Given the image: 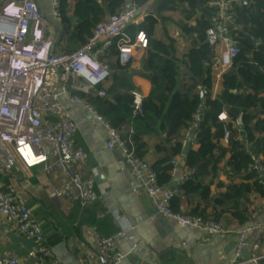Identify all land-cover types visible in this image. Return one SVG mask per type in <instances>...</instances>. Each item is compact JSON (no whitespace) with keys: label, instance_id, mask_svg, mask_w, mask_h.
I'll return each mask as SVG.
<instances>
[{"label":"built area","instance_id":"1","mask_svg":"<svg viewBox=\"0 0 264 264\" xmlns=\"http://www.w3.org/2000/svg\"><path fill=\"white\" fill-rule=\"evenodd\" d=\"M155 1L148 0L140 5L128 0L116 13L108 15L94 26L83 46L67 52L55 43L53 30L58 25L45 22L36 0H0V216L7 222L8 233L20 234L31 244L25 258L6 252L0 256V264H58L46 247L40 222L23 198L28 185L25 180L18 181L19 170L40 168L46 177L57 175L61 182L53 190L56 198H78L86 206L101 200L94 188L93 176L85 169L87 154L73 144L75 125L60 115L59 93L46 83L48 70L58 72L63 93L73 89L106 96L105 91L98 86L105 85L110 70L100 61V55L115 43L117 36H121L117 41L120 64H126L137 52L147 49L149 42L143 29L137 30L133 38L124 30L129 25L141 26L155 12ZM51 4L56 23L60 24L59 0H51ZM248 5L249 0H207L205 4L212 11L209 17L211 25L205 30V42L212 50L209 66L213 76L222 79L239 51L236 36L243 27L238 22L237 10ZM181 7H187V4L183 3ZM171 35L179 38L181 31L173 30ZM98 42H101V46L96 50ZM197 90L201 94L207 92L201 85H197ZM209 92L213 97L212 92ZM132 95L134 112L139 113L143 97L138 91H133ZM71 99L92 109L85 99L76 95H71ZM202 110L201 105L193 115V120L199 118ZM97 117L107 130V148L120 153L130 176L150 199L155 214L181 228H193L205 235L224 236L227 233L214 220L184 215L169 208L173 197L180 193V184L192 176L183 155L175 156L170 162L171 184L161 186L150 163L135 155L117 129L101 116ZM228 119L224 111L218 116L219 121ZM239 124V121L235 122L236 126ZM228 136L224 128L222 140L226 143ZM181 143L183 150L197 146L192 125L184 131ZM246 146L248 148V144ZM247 152L251 160L248 171H264L263 157L250 149ZM5 173L12 174L8 185L4 184L1 176ZM135 191L139 192V188ZM103 215L98 214L99 217ZM254 232L264 233V220H259L252 212L248 224L237 233L238 255L243 251L248 235ZM125 235L124 231L113 236L95 233L100 264H120L123 255L117 250V239ZM263 244L264 237L251 244L250 261L253 264H263ZM133 249H136V245ZM41 260L44 262L37 263Z\"/></svg>","mask_w":264,"mask_h":264},{"label":"trees","instance_id":"2","mask_svg":"<svg viewBox=\"0 0 264 264\" xmlns=\"http://www.w3.org/2000/svg\"><path fill=\"white\" fill-rule=\"evenodd\" d=\"M74 1L75 5L70 12L69 0H59L60 31L65 45L62 46L61 42L58 45L67 52L83 46L92 34L90 28L108 15L116 13L128 0ZM133 1L141 5L148 0ZM206 2L207 0H156L155 12L141 26L129 25L124 30L133 38L137 30L143 29L148 37L149 45L144 50L151 71L149 79L152 89L148 95L144 96L139 90H134L125 78L132 60L126 64H120L118 60L117 41L121 36H117L115 43L107 50L108 54L100 57V61L110 70V84L107 87L98 86L105 91L106 96L73 89L70 91L72 95L85 99L99 116L117 129L138 157L144 158L146 153V143L142 140L144 136L162 137L157 147L165 155L150 164L159 185L171 184L170 162L175 156L183 155L192 176L180 184V193L173 197L169 206L172 211L211 219L219 224L222 214L228 212L239 223L246 224L252 212H247L243 207L241 198L251 190L264 196V171H248L251 160L247 152L250 149L260 154L264 164V0H249L247 7L237 10L238 22L243 27L236 36L239 51L230 69L222 75V90L214 97L209 92L213 82L209 66L212 50L205 42V30L211 25L209 17L212 11L205 6ZM183 3L187 7L182 8ZM176 8L183 15L178 26L189 38V47L182 59L177 57L174 38L164 42L152 36L154 25L158 21L169 20L168 16L162 14L163 11ZM110 56L115 57L113 63L109 61ZM160 59L164 61L162 74L157 72ZM197 85L203 86L207 92L201 94ZM133 91L140 92L143 97L139 113L133 109ZM201 105V115L193 120V115ZM223 111L229 118L225 122L218 120ZM238 121L240 124L236 126L235 122ZM190 125L195 129L197 146L183 150L182 135ZM126 127L130 128L128 132H124ZM224 128L229 133L226 146L219 142L224 135ZM226 154H229L224 162L227 172L234 177H241L242 183L239 185L232 181L224 191L211 195V179L208 180V177L218 170ZM1 176L4 184L8 185L12 174L5 173ZM194 195L205 202H211L213 211L207 213L203 209L193 208L181 212L175 208L179 198ZM94 205L81 204L92 216L96 214L92 210ZM43 262L41 260L37 263ZM261 262L264 264V258Z\"/></svg>","mask_w":264,"mask_h":264},{"label":"crops","instance_id":"3","mask_svg":"<svg viewBox=\"0 0 264 264\" xmlns=\"http://www.w3.org/2000/svg\"><path fill=\"white\" fill-rule=\"evenodd\" d=\"M36 3L45 22L58 25L57 29L53 30L55 40L57 42L60 36L61 43H59L64 46L61 31L59 33L62 27L56 23L51 0H36ZM69 4L72 12L75 1L69 0ZM162 14L168 16L169 20L158 21L154 25L152 36L167 42L169 38H173L171 35L173 30H180L181 36L174 39L177 57L182 59L183 53L189 47V38L178 26L183 17L182 11L176 8L163 11ZM94 26L90 28L91 32ZM100 43L96 44V50L100 48ZM58 44L57 47H61ZM107 50L103 51L100 57L108 54ZM145 54L144 50L137 52L125 73V78L132 88L139 90L144 96L152 89L149 79L151 71ZM108 58L112 63L115 61L113 56ZM163 69L164 61L160 59L158 74H162ZM57 75L56 70H48L46 83L59 93L60 115L71 120L75 125L73 144L86 152L85 169L93 176L94 188L101 196V200L96 202L92 209L96 212L95 216H92V213L83 209L78 198L62 199L53 196L54 188L61 182L57 175L46 177L40 168L19 170L18 181L25 180L28 185L23 198L40 222L46 238V247L58 264H100L95 233L113 236L119 231L126 233L125 236L117 239V250L123 255L120 264H253L250 261L251 244L256 239L264 237V233H250L241 254L238 255L236 252L237 233L248 222L239 223L230 213L225 212L220 218V223L227 233L224 236H209L193 228H181L155 214L150 199L140 189V184L130 176L120 153L107 148V130L104 123L98 119V114L88 106L73 101L71 91L63 93ZM109 84L110 80L105 83L106 87ZM221 90L222 79L213 76L211 88L213 97ZM128 129L130 130L126 127L124 132H128ZM161 139L159 135H146L142 138L146 143L144 159L150 164L165 155V152L157 147ZM219 142L223 146L227 145L222 138ZM228 157L229 154H226L218 170L208 177V180L211 179V195L224 191L232 181L239 185L242 183L241 177H234L227 172L224 162ZM137 188L139 192L135 191ZM240 202L247 212H253L259 220H264V210H262L264 196L251 190L241 198ZM213 207L211 202H205L196 195L182 196L175 203V208L181 212L198 208L211 213ZM101 212L105 213L99 217L98 214ZM6 226V220L0 216L2 234L0 256L12 252L22 259L25 258L31 245L30 241L20 234L8 233ZM134 245L136 249H133ZM164 252L168 254L161 257ZM261 252L264 254V244L261 246Z\"/></svg>","mask_w":264,"mask_h":264},{"label":"water","instance_id":"4","mask_svg":"<svg viewBox=\"0 0 264 264\" xmlns=\"http://www.w3.org/2000/svg\"><path fill=\"white\" fill-rule=\"evenodd\" d=\"M59 33H60V30H59ZM60 36L57 38V42H56V44H58L59 42H60ZM201 97L203 98V96L201 95ZM168 254V252H164L162 255H161V257L162 256H166Z\"/></svg>","mask_w":264,"mask_h":264}]
</instances>
